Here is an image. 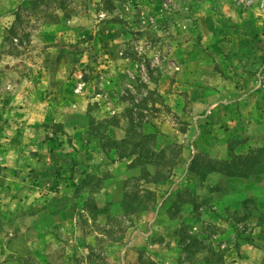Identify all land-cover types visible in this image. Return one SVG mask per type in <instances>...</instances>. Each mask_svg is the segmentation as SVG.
Masks as SVG:
<instances>
[{"label": "rangeland", "instance_id": "374dc122", "mask_svg": "<svg viewBox=\"0 0 264 264\" xmlns=\"http://www.w3.org/2000/svg\"><path fill=\"white\" fill-rule=\"evenodd\" d=\"M257 10L264 0H0V264H250L264 160L224 163L264 158ZM226 83L254 104L251 141L210 158L183 134ZM138 140L164 150L126 155Z\"/></svg>", "mask_w": 264, "mask_h": 264}, {"label": "crops", "instance_id": "0c3cea01", "mask_svg": "<svg viewBox=\"0 0 264 264\" xmlns=\"http://www.w3.org/2000/svg\"><path fill=\"white\" fill-rule=\"evenodd\" d=\"M257 14L264 15V11L257 10L252 14L254 16V22L253 24H251L252 26L250 25V28L246 30L253 31L255 37L257 36L256 33L259 32L260 37H263L264 44V36L262 35L264 34V20H262L260 16H256ZM258 39H260L259 36L257 40ZM228 56L224 57V61L234 62L235 59H237L236 56L227 58ZM244 57L250 63L256 61L257 59L256 57ZM220 61L224 63L222 58ZM228 69L229 68H227L226 65V75H228V73L226 72V70L228 71ZM216 88L217 89L208 87L206 93L207 96L209 95V99L212 97L215 98L214 103L208 105V108L205 110V112H203L199 116H196L195 119L187 120L189 123V129H187L185 134H183V136H186V140L184 142L192 143L191 147L194 149H196V146L200 147L201 143H204L205 147H208L206 151H208L210 158H228L230 157L229 154H231L232 151V147L229 146L230 143L235 142L236 140H242V143H250L251 139L249 135L252 129L251 127H253L251 126L250 121L254 116L256 117V114L254 104H252L250 101H247L246 97L244 98L243 94H240V90L238 91L236 89L235 85L226 83ZM206 126H209L210 132H208L206 135L208 142H203V137L205 136L203 135L199 139L200 136H198V131H202ZM158 127L160 131L172 136V141L179 143L183 141V139L181 138V133L178 135V132H174L172 129H170V126L168 124H160V126ZM241 137H243L244 139H241ZM185 147L189 148V151L186 150V152H189L190 155L189 160L193 159L195 150H191L189 144H186ZM236 148L237 147H235V151ZM176 171L177 170L175 169L174 172ZM263 237L264 233H262L261 239L258 240L257 245H244L246 251L245 260H248L250 264H258L264 256ZM149 239L150 236L144 233L143 237L138 240L139 245H147L149 243Z\"/></svg>", "mask_w": 264, "mask_h": 264}, {"label": "trees", "instance_id": "16d2710c", "mask_svg": "<svg viewBox=\"0 0 264 264\" xmlns=\"http://www.w3.org/2000/svg\"><path fill=\"white\" fill-rule=\"evenodd\" d=\"M17 19H20L19 17H20V14H19V12H17ZM149 135H151L150 137H149ZM154 134H145V141L148 139V138H153L154 136H153ZM141 140H142V137L140 138ZM120 142H123V143H125V142H127L128 144H131L132 142H130V140H126V138L125 139H122ZM138 142L139 143H137V142H135V149H133L131 152H129L128 154H126V155H128V156H132V155H139V156H141V157H145V156H150V155H156L157 153H161L163 150H164V148L163 149H161V150H159V151H156V150H153V151H150V150H148V149H146V148H143L142 150H137L136 149V146L137 145H139V144H141L142 142H140L139 140H138ZM134 143V142H133ZM137 143V144H136ZM264 148H259V150H258V153H259V151L261 152L262 150H263ZM158 155V154H157ZM233 161H230V162H225L224 164H234V163H243V164H246L249 168H253V167H256V166H258L259 164L260 165H262L263 164V162H262V160H264V158L263 157H260V156H258V154H254V155H247V156H234V158L232 159ZM238 161H240V162H238ZM212 169H215V170H212V171H222V170H220V169H223L224 170V168L223 167H220V168H215V167H213ZM216 169H218V170H216ZM263 170V168L261 167L260 169H258L257 171L259 172V171H262ZM232 173V172H231ZM235 175H238V174H235ZM166 177L167 176H164V179L163 180H165L166 179Z\"/></svg>", "mask_w": 264, "mask_h": 264}]
</instances>
